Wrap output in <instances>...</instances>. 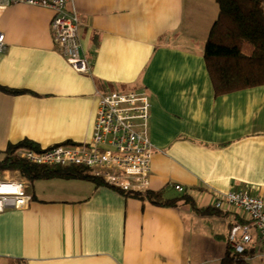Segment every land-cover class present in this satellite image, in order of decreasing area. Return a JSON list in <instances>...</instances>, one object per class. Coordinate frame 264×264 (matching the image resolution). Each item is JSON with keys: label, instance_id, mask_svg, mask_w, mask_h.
<instances>
[{"label": "crops", "instance_id": "obj_1", "mask_svg": "<svg viewBox=\"0 0 264 264\" xmlns=\"http://www.w3.org/2000/svg\"><path fill=\"white\" fill-rule=\"evenodd\" d=\"M69 8L79 13L88 74L60 53L52 9L16 3L0 16V86L17 90L0 89V158L25 140L39 148L88 141L99 92L142 91L152 103L150 191L175 197L181 183L201 207L236 189L264 199V84L216 94L204 58L216 0ZM29 189L25 207L0 212V264H206V249L223 258L233 225L231 214L162 206L88 179H40ZM234 214L245 221L241 209ZM252 248L260 259L252 262L264 264V250Z\"/></svg>", "mask_w": 264, "mask_h": 264}, {"label": "built area", "instance_id": "obj_2", "mask_svg": "<svg viewBox=\"0 0 264 264\" xmlns=\"http://www.w3.org/2000/svg\"><path fill=\"white\" fill-rule=\"evenodd\" d=\"M74 0H0V16L16 3H27L52 9L53 34L60 53L80 73L91 72V62L82 53L79 38L80 17L69 5ZM7 49L5 34L0 30V52ZM151 100L142 91L99 92V107L94 133L90 140L55 144L47 148L19 147L16 155L37 165L85 166L90 174L101 178L121 192L146 194L151 190L150 174L154 146L148 133ZM16 170H0V212L25 207L31 200L25 180L13 177ZM174 188L184 192L181 183ZM212 206L226 215L231 214L233 225L228 239L238 253H245L254 244L262 243L264 250V199L248 189L231 190L219 194ZM241 209L245 221L234 217Z\"/></svg>", "mask_w": 264, "mask_h": 264}, {"label": "trees", "instance_id": "obj_3", "mask_svg": "<svg viewBox=\"0 0 264 264\" xmlns=\"http://www.w3.org/2000/svg\"><path fill=\"white\" fill-rule=\"evenodd\" d=\"M219 12L204 47V58L216 94L227 93L264 84V0H216ZM10 92L17 90L0 86ZM19 147L39 149V145L25 140L10 146L0 158V170H16L22 179L33 183L40 179H88L103 185L105 182L88 171L85 166L37 165L16 155ZM126 195H132L125 193ZM135 196L154 204L175 206L180 201L189 202L201 214L221 213L213 206H199L191 194L184 191L175 197H165L162 191H149ZM228 239L227 236H223ZM247 250L241 254L227 242L226 252L219 264H257L248 260Z\"/></svg>", "mask_w": 264, "mask_h": 264}, {"label": "rangeland", "instance_id": "obj_4", "mask_svg": "<svg viewBox=\"0 0 264 264\" xmlns=\"http://www.w3.org/2000/svg\"><path fill=\"white\" fill-rule=\"evenodd\" d=\"M13 177H17V178H20V179H22L21 178V176L19 175V173H12L11 174ZM22 180H24V179H22ZM26 181V180H25ZM27 182V184H28V187L30 188V182H28V181H26ZM28 190H30V189H28ZM222 242H224V241H222ZM254 243H255V252H256V254H254V255H257V254H259V253H261L262 251H263V245H262V243L261 242H259L258 241V239H257V237L254 239ZM222 244H224V243H222ZM202 245H203V243H202ZM202 251L203 252H205L203 249H202ZM217 250H211V249H206V253H209L208 254V257H207V259H208V263H206V264H219L220 262V256H219V251L218 252H216ZM211 253V254H210ZM211 255H213V257L211 256ZM247 257H248V259L249 260H251V261H258V260H260V259H256V258H253L252 256H251V254H247ZM262 263H264V259H263V261H261Z\"/></svg>", "mask_w": 264, "mask_h": 264}]
</instances>
